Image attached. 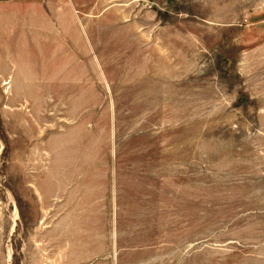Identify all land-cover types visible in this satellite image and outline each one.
Returning a JSON list of instances; mask_svg holds the SVG:
<instances>
[{"label": "rangeland", "instance_id": "obj_1", "mask_svg": "<svg viewBox=\"0 0 264 264\" xmlns=\"http://www.w3.org/2000/svg\"><path fill=\"white\" fill-rule=\"evenodd\" d=\"M0 264H264V0H0Z\"/></svg>", "mask_w": 264, "mask_h": 264}]
</instances>
